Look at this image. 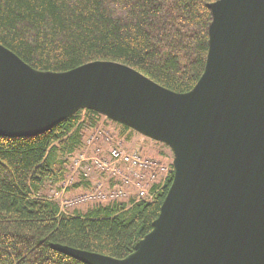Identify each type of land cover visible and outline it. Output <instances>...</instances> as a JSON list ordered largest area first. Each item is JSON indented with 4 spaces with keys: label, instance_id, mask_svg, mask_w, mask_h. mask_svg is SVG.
<instances>
[{
    "label": "water",
    "instance_id": "95a60500",
    "mask_svg": "<svg viewBox=\"0 0 264 264\" xmlns=\"http://www.w3.org/2000/svg\"><path fill=\"white\" fill-rule=\"evenodd\" d=\"M208 6L205 65L187 92L115 61L40 71L0 44V136L92 110L174 155L159 214L131 253L58 251L85 264H264V0Z\"/></svg>",
    "mask_w": 264,
    "mask_h": 264
},
{
    "label": "trees",
    "instance_id": "16d2710c",
    "mask_svg": "<svg viewBox=\"0 0 264 264\" xmlns=\"http://www.w3.org/2000/svg\"><path fill=\"white\" fill-rule=\"evenodd\" d=\"M217 0H0V44L40 71L95 61L129 65L163 87L191 90L200 78ZM79 110L31 137L0 136V264H85L54 248L123 258L152 229L172 180L149 201L111 200L66 214L43 195L67 171L60 154L83 147L102 121ZM75 184L89 185L79 179ZM90 187V186H89ZM49 199V200H48Z\"/></svg>",
    "mask_w": 264,
    "mask_h": 264
},
{
    "label": "rangeland",
    "instance_id": "374dc122",
    "mask_svg": "<svg viewBox=\"0 0 264 264\" xmlns=\"http://www.w3.org/2000/svg\"><path fill=\"white\" fill-rule=\"evenodd\" d=\"M89 139L92 141L89 146H86L88 155L92 154V151L96 148L101 149L102 154L106 155L110 153L109 151L112 152V149L116 147L124 150L125 154H128V157L131 155V159L139 160L140 157L142 162H149L150 167L148 172L143 176V180L141 182L133 180L131 182V186H124L123 189L126 195L118 198L119 200L126 201L131 197H134V199L137 200V193L140 189L135 188V185H137L136 183L141 185L143 187V191L145 192V196H141L144 199H147V201L151 200L152 193L149 190L150 187L162 185L167 177V174L171 173L170 170L173 171L174 169V155L168 146L159 141L143 136L131 128L130 130H123L120 125H115L111 122L103 120V122L101 121L99 126L92 131L91 134L85 137L83 144L85 145ZM79 150L80 149H76L75 151ZM68 154L69 153L66 155L60 154L59 158L60 161H65L68 166L64 179L46 183L42 190L43 195L56 201L60 206V210L66 214H73L77 211H85L87 207L94 203H106L111 201V198L109 197L93 199L83 197L81 202L78 200V198L86 194L93 192L96 194L95 180L99 182L104 181V183H102L103 192L111 189L112 184H114V186H120L121 181L113 174L111 177L107 178V174L102 171L104 169L99 168H96V171H93L91 178H85L80 171L81 166L73 167L70 162V155ZM152 175L153 178H151ZM80 177L82 180L88 181L89 185L79 184V186H75L76 183L81 182L79 180ZM116 199L117 198L115 196H112V200ZM142 200L143 199H140L138 201Z\"/></svg>",
    "mask_w": 264,
    "mask_h": 264
},
{
    "label": "built area",
    "instance_id": "2783aa9c",
    "mask_svg": "<svg viewBox=\"0 0 264 264\" xmlns=\"http://www.w3.org/2000/svg\"><path fill=\"white\" fill-rule=\"evenodd\" d=\"M91 141L92 140L90 139L87 140V143L79 151H73L68 154L70 155V162L72 163L73 167L81 166L80 171L82 172L83 176L85 178H91L93 171H96V165H99V167L104 169L102 171L107 174V178L111 177V175L113 174L117 177V179L121 181V185L114 186V184H112L111 189L103 192L102 183H104V181L99 182L95 180L96 194H94V192L86 194L78 198L80 202L82 201L83 197H88L89 199L109 197L111 198L110 200H112V196H115L117 199L121 198L126 195L123 189L124 186H131V182L133 180L137 182H141L143 180V176L149 170V162H142L140 157L139 160L131 159V155L128 157V154H125L124 150L116 147L112 149V152L109 151L110 153L106 155L102 154L101 149L97 148L92 151V154H90L89 152L90 155H88L86 146H89L91 144ZM151 178H153V175ZM136 184L137 185H135V188L140 190L137 193V200H135L138 201L140 199H143L142 201H147V199H144L142 197L145 196L143 187L141 185H138V183Z\"/></svg>",
    "mask_w": 264,
    "mask_h": 264
},
{
    "label": "bare ground",
    "instance_id": "6f19581e",
    "mask_svg": "<svg viewBox=\"0 0 264 264\" xmlns=\"http://www.w3.org/2000/svg\"><path fill=\"white\" fill-rule=\"evenodd\" d=\"M96 168L102 169L101 167H99V165H96ZM135 181V180H134ZM49 200V199H48Z\"/></svg>",
    "mask_w": 264,
    "mask_h": 264
}]
</instances>
